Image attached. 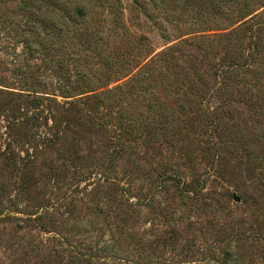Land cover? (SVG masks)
Here are the masks:
<instances>
[{"label": "rangeland", "instance_id": "rangeland-1", "mask_svg": "<svg viewBox=\"0 0 264 264\" xmlns=\"http://www.w3.org/2000/svg\"><path fill=\"white\" fill-rule=\"evenodd\" d=\"M261 1L239 0L254 12L241 19L240 6L215 10V0H158L163 10L152 0H103L104 16L122 7L123 28L102 22L111 74L95 59L75 62L79 50L73 60L29 57L23 15L0 3V264H264ZM242 26V75L262 71L244 88L217 66L225 36ZM200 36L215 37L201 44L207 52L195 48ZM153 57L193 89L156 86L150 99L175 115L184 101L196 118L208 110L205 135L192 127L167 139L143 127L122 135L124 115L155 119L147 102L126 89L111 106L93 98ZM76 71L112 80L99 88L92 78L88 92Z\"/></svg>", "mask_w": 264, "mask_h": 264}, {"label": "trees", "instance_id": "trees-1", "mask_svg": "<svg viewBox=\"0 0 264 264\" xmlns=\"http://www.w3.org/2000/svg\"><path fill=\"white\" fill-rule=\"evenodd\" d=\"M3 1L15 2L19 13L24 17L23 31L25 33H23L20 42L29 57L38 55L43 58L49 56L53 58L56 57V53H58V55L67 54V58L73 60L71 55L75 50H79L81 54L74 57L75 62L78 60L87 62L95 59L97 62L104 63L102 67L105 66L110 74L118 72L115 68V63H110L112 56L110 54L104 56L106 49H104V27L102 26V22L106 21L114 28H118L119 26L122 27L120 22V17L122 15L120 1L115 5V12H105L108 14L106 16H104V12L102 11L104 7L103 0H0V3ZM157 1L158 0H152L153 8L159 6L163 10L164 6L162 7V2L157 4ZM215 2V10L220 9V7L225 8V5H227L228 8L231 6L232 9L235 6H240V10H245V14L242 16L240 15L241 19L254 13L250 12V10L248 11V9L246 11L245 8H248L247 5L246 7L241 6L239 0H215ZM260 6H264V0L261 1ZM262 17H264V14ZM253 18H255V16L252 17V20ZM256 25L258 31L264 29V20L256 23ZM242 27L232 30L225 36L226 51L224 55H226V57L222 58L221 63L217 66L228 83H237L244 88L246 85L250 84L249 81L253 82V80H256V76H259L262 71L259 65L252 67L253 70L251 72H253L252 75L254 77L249 81L242 75L245 70L240 68V63H237V58L241 56L245 45V41L244 39L242 40V38H244L243 29H245L246 26ZM214 38L215 37L207 38L200 36L197 38L198 42L196 45L198 47L195 48H199L200 50L204 49L206 51L205 48L201 47V44L207 43ZM257 45L258 44H255L256 47ZM153 59L156 58L153 57ZM224 59H226V61H224ZM154 61L155 62L152 61L150 64L141 67L138 73L134 74L127 83L117 86L116 88L100 91V94H94L93 98H95L97 102L111 106L120 101L119 96L122 94L123 90L126 89L128 92L134 93L137 98L147 102V110L152 115L155 114V119L149 120L145 118L142 121L131 119L129 115H124L120 117L118 121V127L122 131V135L130 134L132 131L136 130L137 127H143L145 130H149L152 135H159L164 139L171 138L184 127L188 129H191V127L196 128L199 134L205 135L207 129L204 128V120L206 115L210 114L208 110H203L204 112L198 114L196 118L197 111L185 106V103L188 102L184 101L178 105V115H175L172 111H167V108H163L156 99H150L151 93L149 92L156 86H158L160 90H169L172 93L184 87L190 90L193 89L192 85H186L185 81L180 77L182 76L180 73L175 71L171 72L168 64L164 65L159 63V61H161L159 59ZM161 62L163 63V61ZM153 63H158L160 66ZM155 65L157 69L162 71L156 72L158 75L157 83L150 81L148 76L149 71H156ZM72 67L77 69L78 65H73ZM113 69L114 71H112ZM110 74L103 75L101 73L99 77H96L90 73L76 71V79L84 82L86 88L89 89L88 92H94L96 89L94 88L92 78L99 83V88H105L112 80V78L109 77ZM239 77L241 78L239 79ZM115 78L116 77H114V79ZM262 87L264 88V82H262ZM172 88L174 89L171 90ZM155 90L157 91V89ZM193 112L195 113L193 114ZM212 116L214 115L212 114Z\"/></svg>", "mask_w": 264, "mask_h": 264}, {"label": "water", "instance_id": "water-1", "mask_svg": "<svg viewBox=\"0 0 264 264\" xmlns=\"http://www.w3.org/2000/svg\"><path fill=\"white\" fill-rule=\"evenodd\" d=\"M235 200L237 201V199L235 198Z\"/></svg>", "mask_w": 264, "mask_h": 264}]
</instances>
